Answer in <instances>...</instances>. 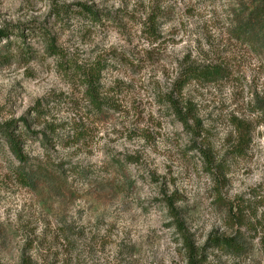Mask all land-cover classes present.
Returning a JSON list of instances; mask_svg holds the SVG:
<instances>
[{
	"label": "rangeland",
	"instance_id": "obj_1",
	"mask_svg": "<svg viewBox=\"0 0 264 264\" xmlns=\"http://www.w3.org/2000/svg\"><path fill=\"white\" fill-rule=\"evenodd\" d=\"M259 2L0 0V124L39 181L0 135V264H187L169 203L201 264H264V40L235 21ZM97 61L100 111L70 64ZM189 67L222 74L182 86Z\"/></svg>",
	"mask_w": 264,
	"mask_h": 264
},
{
	"label": "trees",
	"instance_id": "obj_2",
	"mask_svg": "<svg viewBox=\"0 0 264 264\" xmlns=\"http://www.w3.org/2000/svg\"><path fill=\"white\" fill-rule=\"evenodd\" d=\"M254 9L243 7L239 12L235 13V21L237 33L245 42L253 43V39L264 40V0H259ZM84 13L90 16L96 17L98 12L92 8L81 5ZM155 21L151 25H154ZM150 29V26H149ZM45 36V50L52 56H58L62 52L57 49L55 45V39L46 33ZM10 32L0 31V39H8ZM12 42L10 40L0 48V58L5 62H9L12 59L13 53L11 52ZM71 69L79 75L80 82L85 88V95L90 105L97 110H102L104 104L100 94V82L101 75L104 70L102 61H97L88 66L80 65L75 63H70ZM222 74L221 68L218 67H189L183 74V84L184 81L190 79H214L215 77ZM182 76V77H183ZM170 105L175 109V113L180 121L188 126V120L185 118L183 113L174 104L173 100H170ZM0 135L5 139L7 146L14 157L20 162L19 170L17 171L18 182L24 187L34 188L39 182L34 170H27L26 164L29 159L24 151V146L22 142V136L25 132L21 130L15 122L8 121L0 124ZM168 207H171L170 211L172 218L175 220V225L183 237L185 250L187 253V264H201L199 258L198 249L191 240L187 237L184 223L179 219V216L174 210L172 203H169ZM213 244L218 248L237 250L239 244L237 240L233 237H215L213 238ZM22 264H31V262L22 261Z\"/></svg>",
	"mask_w": 264,
	"mask_h": 264
}]
</instances>
